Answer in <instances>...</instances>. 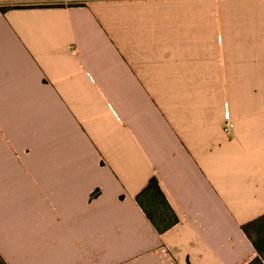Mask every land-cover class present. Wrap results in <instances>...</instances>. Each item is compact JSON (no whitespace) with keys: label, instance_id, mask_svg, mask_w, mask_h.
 I'll use <instances>...</instances> for the list:
<instances>
[{"label":"crops","instance_id":"crops-1","mask_svg":"<svg viewBox=\"0 0 264 264\" xmlns=\"http://www.w3.org/2000/svg\"><path fill=\"white\" fill-rule=\"evenodd\" d=\"M262 216L264 0H0L6 264H249Z\"/></svg>","mask_w":264,"mask_h":264},{"label":"trees","instance_id":"trees-1","mask_svg":"<svg viewBox=\"0 0 264 264\" xmlns=\"http://www.w3.org/2000/svg\"><path fill=\"white\" fill-rule=\"evenodd\" d=\"M136 201L159 234H163L179 223V218L170 205L156 178L137 195ZM258 256L249 264H264V216L242 226ZM0 264H6L0 256Z\"/></svg>","mask_w":264,"mask_h":264},{"label":"built area","instance_id":"built-area-1","mask_svg":"<svg viewBox=\"0 0 264 264\" xmlns=\"http://www.w3.org/2000/svg\"><path fill=\"white\" fill-rule=\"evenodd\" d=\"M234 127V124L232 122H226L224 126L225 132H228L229 129H232Z\"/></svg>","mask_w":264,"mask_h":264}]
</instances>
